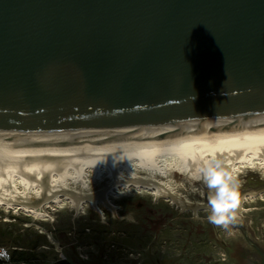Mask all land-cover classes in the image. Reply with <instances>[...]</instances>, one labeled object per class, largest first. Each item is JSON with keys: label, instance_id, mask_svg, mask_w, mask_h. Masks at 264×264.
Here are the masks:
<instances>
[{"label": "water", "instance_id": "obj_1", "mask_svg": "<svg viewBox=\"0 0 264 264\" xmlns=\"http://www.w3.org/2000/svg\"><path fill=\"white\" fill-rule=\"evenodd\" d=\"M259 128L264 0H0V142Z\"/></svg>", "mask_w": 264, "mask_h": 264}, {"label": "rangeland", "instance_id": "obj_2", "mask_svg": "<svg viewBox=\"0 0 264 264\" xmlns=\"http://www.w3.org/2000/svg\"><path fill=\"white\" fill-rule=\"evenodd\" d=\"M233 181L235 216L221 224L204 208L215 189L203 194L189 183L180 192L195 206L185 211L134 188L110 196L117 217L103 205L104 217L90 206L77 213L67 203L53 205L54 222L0 207V249L8 252L0 264H60L61 255L67 264L97 256L106 264H158L165 257L171 264H264V174L243 169Z\"/></svg>", "mask_w": 264, "mask_h": 264}, {"label": "bare ground", "instance_id": "obj_3", "mask_svg": "<svg viewBox=\"0 0 264 264\" xmlns=\"http://www.w3.org/2000/svg\"><path fill=\"white\" fill-rule=\"evenodd\" d=\"M206 161H219L230 185L243 169L264 174V128L90 145L0 142V207L54 222L53 205L90 206L104 217L103 205L117 217L110 196L134 188L185 211L195 205L180 192L184 183L209 188Z\"/></svg>", "mask_w": 264, "mask_h": 264}, {"label": "clouds", "instance_id": "obj_4", "mask_svg": "<svg viewBox=\"0 0 264 264\" xmlns=\"http://www.w3.org/2000/svg\"><path fill=\"white\" fill-rule=\"evenodd\" d=\"M205 163L207 166L202 171L205 174L207 185L210 189H215V195L209 197L212 206L209 220L216 224L225 223L235 215L234 212L229 214V210L237 206V191L234 185H230L231 175L225 172L219 161H206ZM0 255L7 257L6 253H0Z\"/></svg>", "mask_w": 264, "mask_h": 264}, {"label": "crops", "instance_id": "obj_5", "mask_svg": "<svg viewBox=\"0 0 264 264\" xmlns=\"http://www.w3.org/2000/svg\"><path fill=\"white\" fill-rule=\"evenodd\" d=\"M81 263L82 264H106L105 262H102V257H99V256H97L96 258L92 260H89L88 258L86 259L84 258V261H82ZM117 264H120V263H117ZM158 264H171V262L169 261L167 257H165L161 261H159Z\"/></svg>", "mask_w": 264, "mask_h": 264}, {"label": "built area", "instance_id": "obj_6", "mask_svg": "<svg viewBox=\"0 0 264 264\" xmlns=\"http://www.w3.org/2000/svg\"><path fill=\"white\" fill-rule=\"evenodd\" d=\"M0 253H6L7 256H8V252L5 249H0ZM80 257L82 258L81 255H80ZM0 259H5V256L4 255H0ZM66 260H67V257L65 255H61V261H66Z\"/></svg>", "mask_w": 264, "mask_h": 264}, {"label": "trees", "instance_id": "obj_7", "mask_svg": "<svg viewBox=\"0 0 264 264\" xmlns=\"http://www.w3.org/2000/svg\"><path fill=\"white\" fill-rule=\"evenodd\" d=\"M60 264H67L66 261H62Z\"/></svg>", "mask_w": 264, "mask_h": 264}, {"label": "flooded vegetation", "instance_id": "obj_8", "mask_svg": "<svg viewBox=\"0 0 264 264\" xmlns=\"http://www.w3.org/2000/svg\"><path fill=\"white\" fill-rule=\"evenodd\" d=\"M68 261V257H67V260H66V262Z\"/></svg>", "mask_w": 264, "mask_h": 264}]
</instances>
